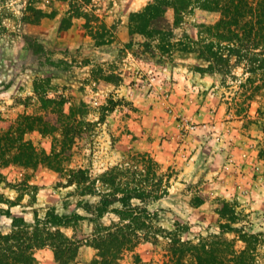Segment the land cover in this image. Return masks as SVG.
Returning a JSON list of instances; mask_svg holds the SVG:
<instances>
[{
    "label": "rangeland",
    "instance_id": "1",
    "mask_svg": "<svg viewBox=\"0 0 264 264\" xmlns=\"http://www.w3.org/2000/svg\"><path fill=\"white\" fill-rule=\"evenodd\" d=\"M148 2L0 0L1 114L13 121L44 115L47 93L65 98L67 113L76 106L80 120L71 122L76 138L59 167L4 169L0 232L12 229L8 208L30 223L49 209L84 213L86 202L110 189L101 180L110 168L149 152L159 172L170 175L168 193L149 204L158 226L178 228L184 238L219 233L238 252L250 247L251 264H264V71L251 72L235 56L227 71L205 70L198 24L219 15L196 4L155 36L131 34V14ZM34 8L47 12L39 22L32 21ZM101 33L113 39L101 43L94 37ZM36 81L44 84L40 90ZM62 133L35 129L26 137L51 153ZM78 168L87 180L67 182L66 172ZM118 219L108 212L103 220ZM93 224L84 219L61 228L73 235ZM161 241L139 244L144 264L163 260ZM95 253L84 244L71 264H90ZM36 257L37 264H58L50 246L36 249ZM122 264H135L131 252Z\"/></svg>",
    "mask_w": 264,
    "mask_h": 264
},
{
    "label": "trees",
    "instance_id": "2",
    "mask_svg": "<svg viewBox=\"0 0 264 264\" xmlns=\"http://www.w3.org/2000/svg\"><path fill=\"white\" fill-rule=\"evenodd\" d=\"M193 4L219 15L213 22L198 24L200 39L206 41L199 49L208 61L205 70L227 71L235 56L239 61L246 59L251 72L260 68L264 71V0H149L141 10L131 14L130 32L155 36L180 23ZM34 15L32 21L39 22L47 12L34 8ZM94 37L101 43L113 39L105 33ZM43 86L35 82L37 90ZM45 94L44 115L26 114L13 121L4 118L0 111V181L5 180L4 169L12 166L59 167L64 159L62 153L71 149L77 133V126L71 122H80L76 121V106L67 113L65 98ZM35 129L44 133L61 129L64 136L56 141L51 153L39 151L33 140L26 137L28 131ZM58 146L62 148L59 152ZM131 157L124 168L117 165L105 173L101 180L110 189L99 192L96 203L86 202L82 206L84 213L49 209L44 217L36 212L34 222L30 223L24 216L14 215L11 208L4 209L13 220L9 232H0V264H37L36 249L45 246L54 250L58 264H71L84 244L96 249L90 264H122L128 252L133 254L135 264H144L142 255L136 251L139 244L144 241L158 245L162 239L166 241L164 258L157 264H251L250 247L238 252L234 242L219 233L184 238L178 228L168 230L158 226V214L150 210L149 204L168 193L170 175L159 172V163L149 152ZM65 177L70 183L85 182L88 178L84 168L70 169ZM134 199L143 203H134ZM8 202L18 204L10 198ZM108 212L116 213L119 219L106 223L103 219ZM219 212L224 216L222 209ZM84 219L94 223L92 231L68 235L61 228Z\"/></svg>",
    "mask_w": 264,
    "mask_h": 264
}]
</instances>
